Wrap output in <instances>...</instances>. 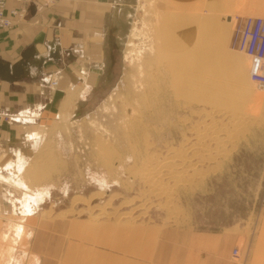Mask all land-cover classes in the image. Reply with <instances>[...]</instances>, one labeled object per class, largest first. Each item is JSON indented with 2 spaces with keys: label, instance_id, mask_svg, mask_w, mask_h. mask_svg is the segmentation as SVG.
I'll return each instance as SVG.
<instances>
[{
  "label": "rangeland",
  "instance_id": "rangeland-1",
  "mask_svg": "<svg viewBox=\"0 0 264 264\" xmlns=\"http://www.w3.org/2000/svg\"><path fill=\"white\" fill-rule=\"evenodd\" d=\"M119 2L103 74L82 96L77 82L54 95L17 172L25 188L0 180V264H191V231L258 217L264 87L248 82L232 30L264 16V0H191L180 39L165 0Z\"/></svg>",
  "mask_w": 264,
  "mask_h": 264
},
{
  "label": "crops",
  "instance_id": "crops-1",
  "mask_svg": "<svg viewBox=\"0 0 264 264\" xmlns=\"http://www.w3.org/2000/svg\"><path fill=\"white\" fill-rule=\"evenodd\" d=\"M120 0H61L50 7L33 5L9 29L0 28V60L14 64L32 49L44 56L41 68L29 66V77L13 82L0 79V109L12 116L0 132L2 171L8 160H26L44 139L47 123L40 121L58 110L53 97L77 82L93 86L103 74L104 47L110 19L116 17ZM24 0H6L5 12L20 9ZM52 52L55 57L49 56ZM113 52L108 53L112 61ZM55 79L53 90L49 81ZM16 110V111H14ZM25 149V150H24ZM29 152V153H30ZM13 173V172H11ZM249 229L227 226L219 230L191 231V264H264V202ZM236 247L238 255L231 256Z\"/></svg>",
  "mask_w": 264,
  "mask_h": 264
},
{
  "label": "built area",
  "instance_id": "built-area-1",
  "mask_svg": "<svg viewBox=\"0 0 264 264\" xmlns=\"http://www.w3.org/2000/svg\"><path fill=\"white\" fill-rule=\"evenodd\" d=\"M59 0H24V4L18 10L10 11L12 16L5 12L6 0H0V28L9 29L15 22L24 16L30 5L50 7ZM232 30L233 49L247 59V76L250 82L257 88L264 87V16L240 15L233 18ZM50 87H56L57 81H49ZM0 119L9 122L12 116L8 113H1ZM238 250L232 249L231 256L237 257Z\"/></svg>",
  "mask_w": 264,
  "mask_h": 264
},
{
  "label": "bare ground",
  "instance_id": "bare-ground-1",
  "mask_svg": "<svg viewBox=\"0 0 264 264\" xmlns=\"http://www.w3.org/2000/svg\"><path fill=\"white\" fill-rule=\"evenodd\" d=\"M166 4H169V6H171V10L167 13H169L170 15V19H169V26L170 27H174L176 30L174 31H177V35L181 32H179V30L183 29V26L186 24H188V27L190 29L191 27V9L188 11L186 8L187 7H191V0H165ZM165 15V14H164ZM165 19V18H164ZM168 21V20H167ZM156 23V22H155ZM159 26H160V30H163V32L165 31L166 29V24L165 22L162 20H160L159 22ZM158 26V27H159ZM168 27V28H170ZM186 27V26H185ZM157 31V29H153V31ZM171 30V29H170ZM185 30V29H184ZM171 32V31H170ZM168 32V33H170ZM173 32V31H172ZM171 32V33H172ZM183 32V31H182ZM167 33V32H166ZM175 33V32H174ZM188 33V32H187ZM178 35V37H179ZM211 35V34H210ZM169 36V35H168ZM167 36V37H168ZM173 37V35H171ZM185 36V35H184ZM166 37V35H165ZM183 36H181V39H182ZM170 38V37H169ZM156 39V38H155ZM164 39V38H163ZM171 39V38H170ZM180 39V37H179ZM158 40V39H157ZM166 40H169L166 38ZM178 39L174 40V41H177ZM184 40V39H182ZM185 41V40H184ZM171 42V41H170ZM188 42V41H187ZM186 42V44H188ZM157 43V42H156ZM167 43V42H165ZM176 43V42H175ZM184 43V42H182ZM159 44V43H158ZM166 45V44H165ZM184 45V44H183ZM158 46V45H157ZM164 46V45H163ZM173 46V45H172ZM175 47V46H174ZM173 48V47H172ZM182 48V47H181ZM160 49V47L158 48ZM161 49H163L161 47ZM160 49V50H161ZM157 51V49H156ZM165 53V52H164ZM163 55V54H162ZM160 58V57H159ZM159 58L157 60H159ZM170 58V57H169ZM173 58V56H172ZM162 59V57H161ZM168 60V58H167ZM172 60V59H171ZM169 61V60H168ZM174 61V60H173ZM171 62V61H170ZM150 68V67H149ZM141 75V74H140ZM142 77V76H141ZM146 77V76H145ZM246 78L248 80V82H250V80L248 79V76H247V71H246ZM251 83V82H250ZM139 85V84H138ZM155 85V84H154ZM145 96V95H144ZM30 152V151H29ZM28 152V153H29ZM25 160H19L17 162V165H16V170H14L13 173H3L2 172V167L0 166V180L10 184V185H15V186H18L20 188H25L24 186V183L23 181L18 177L17 175V172L19 173L22 169H24L25 167ZM30 192L28 191L27 194H24V199L23 201L19 202L21 204V207L23 208L24 212H27V213H30L33 209H34V206H33V202L31 199H27L29 198V195ZM29 195V196H27ZM27 196V198L25 199V197ZM15 233H18V230H16ZM35 260H37V258L35 257Z\"/></svg>",
  "mask_w": 264,
  "mask_h": 264
},
{
  "label": "water",
  "instance_id": "water-1",
  "mask_svg": "<svg viewBox=\"0 0 264 264\" xmlns=\"http://www.w3.org/2000/svg\"><path fill=\"white\" fill-rule=\"evenodd\" d=\"M33 5L30 6V9L33 10ZM49 56L55 57L51 51ZM45 57L39 56L34 57L32 49L25 51L21 54V59L14 64H9L0 60V79L13 82L25 77H29V66H34L37 70L41 68Z\"/></svg>",
  "mask_w": 264,
  "mask_h": 264
}]
</instances>
